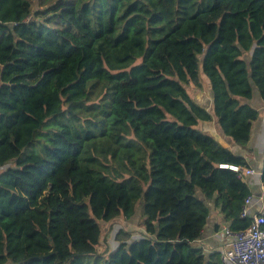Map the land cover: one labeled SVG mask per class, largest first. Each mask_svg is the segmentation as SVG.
Instances as JSON below:
<instances>
[{
    "label": "trees",
    "instance_id": "16d2710c",
    "mask_svg": "<svg viewBox=\"0 0 264 264\" xmlns=\"http://www.w3.org/2000/svg\"><path fill=\"white\" fill-rule=\"evenodd\" d=\"M256 93L264 0H0V264H221L194 241L211 203L250 226L220 166L248 164L199 124L245 149ZM137 205L142 232L99 254Z\"/></svg>",
    "mask_w": 264,
    "mask_h": 264
},
{
    "label": "built area",
    "instance_id": "2783aa9c",
    "mask_svg": "<svg viewBox=\"0 0 264 264\" xmlns=\"http://www.w3.org/2000/svg\"><path fill=\"white\" fill-rule=\"evenodd\" d=\"M208 97V99H207ZM194 102L207 110L212 102V92L210 89L195 93ZM199 129L202 133L210 135L223 148L227 144L215 132V124L212 120L201 121ZM236 172L237 177L245 182V179L255 172L252 168L238 165H220ZM252 196L248 195L243 203L241 218H249L250 226L243 231H232L228 226L221 229L226 240L225 248L220 253L221 264H264V213H249V206Z\"/></svg>",
    "mask_w": 264,
    "mask_h": 264
},
{
    "label": "crops",
    "instance_id": "0c3cea01",
    "mask_svg": "<svg viewBox=\"0 0 264 264\" xmlns=\"http://www.w3.org/2000/svg\"><path fill=\"white\" fill-rule=\"evenodd\" d=\"M250 104L256 108L260 114L257 121L252 124L250 141L245 149L238 146H231V144L219 135L216 127L215 132L227 144V148L236 155L243 157L247 162L248 167L252 168L255 172L253 175H250L245 179V183L252 196L249 206V213L252 214L258 212L264 213V185L260 180L264 148V104L259 99L257 93L254 94ZM210 105L211 104L208 105L207 110H209ZM209 208L210 211L206 224L201 232L200 238L194 241V246L201 248L207 254L212 252L221 253L225 248L226 243L221 229L223 226L228 225L223 221L219 208L215 207L212 203L209 205Z\"/></svg>",
    "mask_w": 264,
    "mask_h": 264
},
{
    "label": "rangeland",
    "instance_id": "374dc122",
    "mask_svg": "<svg viewBox=\"0 0 264 264\" xmlns=\"http://www.w3.org/2000/svg\"><path fill=\"white\" fill-rule=\"evenodd\" d=\"M33 2H34V8L37 9L39 0H33ZM204 84L206 85L205 81H204ZM143 219H144V216L142 214V210L137 205L134 215L129 220L117 218L109 222L99 221L101 236H100L99 244L97 245V248H96L97 252L99 254H102L107 250H110V249L114 250L117 246V242L114 240V236L116 232L120 229L125 230V231H130L134 234L141 233L143 229L140 227V223L142 222Z\"/></svg>",
    "mask_w": 264,
    "mask_h": 264
}]
</instances>
